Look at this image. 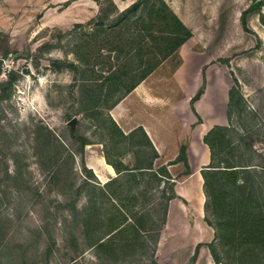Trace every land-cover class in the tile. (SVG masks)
Returning <instances> with one entry per match:
<instances>
[{
	"label": "rangeland",
	"instance_id": "374dc122",
	"mask_svg": "<svg viewBox=\"0 0 264 264\" xmlns=\"http://www.w3.org/2000/svg\"><path fill=\"white\" fill-rule=\"evenodd\" d=\"M137 1L0 0V264H151L154 247L159 264H264L258 244L246 246V257L239 258V234L232 225L223 226L233 238L223 244L213 227L218 220L211 200L203 217L191 203L174 202L160 246L148 231V251L137 245L135 256L126 252L127 257L121 253L115 259L91 246L95 234L110 229L109 219L114 224L119 220L122 207L131 217L139 212L132 219L144 229L151 228L153 219L158 224L164 209L158 204L163 186L153 182V174H145L139 184L131 174H116L117 180L105 185L94 169L99 157L108 153L130 168L137 160L154 162L156 169L168 164L177 185L185 167L170 164L190 142L196 158L209 154L203 131L215 123L228 124L232 87L255 113L244 119L252 124L246 134L256 153L248 148L244 153L251 164L264 168V3L249 11L258 0H165L192 36L146 79L147 92L128 103L126 125L151 121L152 143L140 129L121 138L109 116V106L121 92L105 99L107 77L124 63L108 59L116 51L108 52L106 42L114 39L117 12ZM121 38L112 41L113 48L120 47ZM79 48L95 50L90 61L81 63ZM103 62L108 67L101 69ZM205 87L210 93L203 112L195 103L198 117L191 99ZM145 95L150 103L143 101ZM238 120L234 115L236 126ZM116 122L120 126L119 118ZM156 150L162 153L158 159ZM252 178L255 213L264 222V178ZM95 215L101 225H90Z\"/></svg>",
	"mask_w": 264,
	"mask_h": 264
},
{
	"label": "trees",
	"instance_id": "16d2710c",
	"mask_svg": "<svg viewBox=\"0 0 264 264\" xmlns=\"http://www.w3.org/2000/svg\"><path fill=\"white\" fill-rule=\"evenodd\" d=\"M263 3L264 0L256 1L249 11L260 8ZM115 8L119 10L117 5ZM245 13H247V11ZM117 14L116 28L113 29L115 34L112 33L114 39H107L106 47L108 49L107 51L110 53L116 51L113 57L111 54H108V59L110 61L115 60L119 62L124 59V63L121 67L111 70L107 77L109 92L105 99L108 100L109 95L113 92V94L121 92L118 99L110 104L109 111L132 93L135 88L159 68L165 60L175 57L179 48L192 36L191 30L170 8L165 0H138L123 11H118ZM102 27L103 26H99V30H101ZM120 36H122L120 39V47L113 48L112 41ZM100 48L101 47L98 46V51ZM93 51L95 50L83 52L82 48H79L77 50V58L81 63L87 60L90 61L89 56L91 58ZM92 57L98 59L96 55ZM100 65L101 64H98V67H101V69L108 67V64L106 66L104 62L102 66ZM109 67L111 69L113 66L110 65ZM3 70V60L0 59V75ZM10 82L8 81L6 83ZM205 92L206 87L200 90L191 99L192 108L198 117L200 116L196 111L195 103L201 99ZM228 94V124L215 125L205 134L204 143L210 149V163L205 166L201 172L204 178V193L206 196L205 210L206 205H208L211 200L214 217L218 220L217 224L213 225V227L217 230L221 241L225 245L227 242L230 243L233 238L231 239V236L227 234L223 226L232 225L235 231H238V244L240 246L239 258L243 260L246 257L245 249L252 243L258 244L264 249V222L261 221L260 214L255 213L254 204L256 203V192L252 187L253 182H255L252 178L253 175L256 174L264 178V168H259L251 164V160H249L251 156L248 155V158H246V154L244 153L246 148L256 153L250 138L246 134V132L251 129L252 124L246 123L247 119H244V117L253 119L255 113L246 109L244 97L236 87H232ZM94 95L95 94L92 96ZM99 95H102V90L99 92ZM92 96L88 98V101L93 99ZM95 99L96 97L94 100ZM234 115L238 116V126L233 122ZM109 116L118 129L121 138H127L137 129L142 130L146 137L148 136L143 127L136 128L129 134H125L110 112ZM105 157L107 163L113 166L116 174L119 176L131 174L135 183L139 184L144 175L149 173L153 174V182H158L159 187L163 186V201L158 204H163L164 209L158 224L155 219H153L152 226H150L151 228L144 229L145 225L141 223L138 224L132 219L136 217L139 212L133 213L134 217H131L128 215L129 213H127L129 210L126 212L122 207V209L117 211L120 215L119 220L114 224L113 219H109L108 225L110 224V229L101 235L98 234L97 236L95 234V236L91 238V246L105 249V255L109 257L113 256V258L117 259L118 255L121 256V253H124L123 257H127L126 252H129L128 256H135L137 245H141L142 248L148 251V239L147 236H145L148 231L155 233L154 245H158L161 231L167 223L170 202L178 198L175 191L176 180H172L173 176L168 168V164L162 165L156 169L154 162L146 164V161L137 160L138 163L130 168L122 162H115L110 159L108 153H105ZM159 157L160 154L156 150L155 159ZM176 164H183L185 167V172L182 176L188 177L191 175L188 144L181 146L178 156L170 165ZM118 177L112 178L105 185H111ZM170 181L171 185H169ZM153 182L151 181L150 186ZM167 182L169 183L167 184L168 191L165 189ZM221 208L225 210L224 214L220 212ZM251 209L253 211H251ZM159 212L158 209L154 210L155 215H158ZM100 221L101 220L96 215L95 217H90V225L94 223L101 225ZM205 222L208 223L207 221ZM128 233H133L134 237H127ZM123 234H125L126 237L122 236ZM140 238L142 242L138 244L136 241L140 240ZM210 246L211 245H209V247ZM242 247H244V250ZM197 249H199V246ZM210 249L216 262H218L219 258L217 251L212 247ZM150 257L151 264H159L156 260L155 247L150 252Z\"/></svg>",
	"mask_w": 264,
	"mask_h": 264
},
{
	"label": "crops",
	"instance_id": "0c3cea01",
	"mask_svg": "<svg viewBox=\"0 0 264 264\" xmlns=\"http://www.w3.org/2000/svg\"><path fill=\"white\" fill-rule=\"evenodd\" d=\"M145 83H146V80L143 81L141 84H139L135 88V90L132 93H130L127 97H125L117 106H115L113 109H111L110 113H111L112 117L115 119V121H117V118H119L121 120L120 127L122 128V130L125 133L131 132L136 128L143 127L144 130L146 131V133L148 134V136L150 137L152 143H154L153 139H152V133H151V130L153 127L151 121H150V123L140 122V123H138L134 126H131V127H128L126 125V121H125L126 117H127L128 103L132 99V97H134V95H137V93H138V96H140L139 94L143 95L147 92V89L144 86ZM139 89H140V91H139ZM209 93H210V87L208 89V92L203 95L204 97L202 96L203 98H201L198 101L199 105L197 107H198V110L201 112H203V110H204L203 107L205 104V100L208 97ZM224 98H226V93H225ZM143 99H144L143 101L144 102L146 101L147 103H150L152 100L150 95H145V97ZM204 114H206V113L204 112ZM215 125H222V124L215 123L212 126H210V124H209L210 127H208L207 130L203 131L205 133L202 134V138ZM127 130H128V132H126ZM191 148H192V144L190 142V144H188V157H189V163H190L192 173L190 176L184 177L181 181H179V182H181L180 183L181 186H180V184H178L179 182L175 186V191L178 195V198H175V199L171 200V202H170L169 213H168V218H167L166 224L169 223V217L171 216V212L173 209L174 202L177 203L178 200H183L184 202H186V203L188 202L189 204L191 203L194 206V208L196 209L195 211L197 212V214L200 217L204 216V212H205V203L204 202H206V196L204 193V178L202 176L201 171L204 169L205 166L209 165V163H210V151H209V154H207V152L204 151L203 155L199 156L200 158H196L195 157L196 151L192 150ZM156 149H158V148L156 147ZM157 151L161 156L162 153L159 150H157ZM178 154H179V152H178ZM98 161H99V163L96 166L97 168L96 167L94 168L97 175H98L97 177L103 183H107L109 180L112 179V177L116 176V171L112 165L107 163L105 157H103V156L101 158L99 157ZM198 165L203 166V167H200V169L199 168L196 169V170H198L196 172V170H194V166L196 167ZM90 168H93V166H90ZM199 200H203L202 206L197 205ZM160 236L161 237L159 239L158 246H160V243L162 241V232H161Z\"/></svg>",
	"mask_w": 264,
	"mask_h": 264
},
{
	"label": "water",
	"instance_id": "95a60500",
	"mask_svg": "<svg viewBox=\"0 0 264 264\" xmlns=\"http://www.w3.org/2000/svg\"><path fill=\"white\" fill-rule=\"evenodd\" d=\"M258 1H260V0H258ZM76 123H77V117H74V118L70 121L69 124L73 127V126L76 125Z\"/></svg>",
	"mask_w": 264,
	"mask_h": 264
},
{
	"label": "bare ground",
	"instance_id": "6f19581e",
	"mask_svg": "<svg viewBox=\"0 0 264 264\" xmlns=\"http://www.w3.org/2000/svg\"><path fill=\"white\" fill-rule=\"evenodd\" d=\"M137 91V90H136ZM139 91H140V89H139ZM91 166V165H90ZM97 168V167H96ZM99 169V168H98ZM98 172V171H97ZM202 203H203V200H199L198 201V203H197V205H200V206H202Z\"/></svg>",
	"mask_w": 264,
	"mask_h": 264
}]
</instances>
